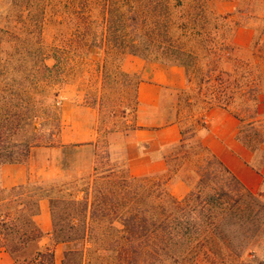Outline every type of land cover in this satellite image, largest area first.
Wrapping results in <instances>:
<instances>
[{"label": "trees", "instance_id": "obj_1", "mask_svg": "<svg viewBox=\"0 0 264 264\" xmlns=\"http://www.w3.org/2000/svg\"><path fill=\"white\" fill-rule=\"evenodd\" d=\"M184 6V0H105L101 7L103 36L101 40H87V47L105 49L106 81L136 78L138 86L139 76L127 74L121 67L128 54L144 60L156 54L162 63L185 68L188 87L193 76L200 77L199 83L212 86L206 110L221 108L238 119L236 139L255 159L264 146V118L258 111L262 91L258 66H239L237 62L230 82V71L221 65L235 58V47L213 39L201 57L196 48L201 37L197 18L191 20L183 15ZM200 7L204 17L208 16L204 25H214L216 30L226 27L213 11L203 12L207 5ZM74 27L76 32L82 30L79 22ZM91 27L88 23L87 33ZM263 32L264 29L254 42V48L263 50L260 60L264 57ZM59 59L56 56V70L61 65ZM44 69L52 70L48 66ZM192 100L188 98V104ZM30 112L23 108L12 118L0 113V169L6 164L26 163L34 147L60 146V111L56 110V129L48 133L44 132L46 118L32 117ZM191 117L187 116L184 123L173 121L180 126L182 137L168 147L172 154L164 152L167 166L173 163L174 170L198 161L197 182L190 185L185 198L178 200L170 193V177L133 176L127 164L113 163L106 142L108 165L84 184L82 196L79 191L70 197L63 194L67 183L61 184L57 192L55 187L41 183L10 189L0 184V250H5L16 264H55L52 246L78 242L82 248L65 251L62 264H228L234 259L245 263L249 250L246 228L252 223L253 233L258 232L255 219L260 213L254 212L247 201L258 199L260 192H251L204 144L209 126L203 118L195 122ZM36 120L41 127L36 128ZM99 141L98 137L95 146ZM250 165L261 173L264 159L261 165L254 160ZM43 199L50 205L52 246L40 249L38 243L45 234L35 218ZM104 223L107 228L93 226ZM234 228L236 233L232 232Z\"/></svg>", "mask_w": 264, "mask_h": 264}, {"label": "rangeland", "instance_id": "obj_2", "mask_svg": "<svg viewBox=\"0 0 264 264\" xmlns=\"http://www.w3.org/2000/svg\"><path fill=\"white\" fill-rule=\"evenodd\" d=\"M74 2V0H0V113L4 115L7 113L10 115L9 118H12L22 112L23 108H29L30 116L46 118L47 122L43 120L46 124L44 132L48 133L56 129V110L62 114L65 103L74 108L88 107L98 110L99 145L84 149L66 148L61 161L62 174L41 183L55 187V192L61 184L67 183V191L63 194L68 197L82 191L89 179L96 178V171L101 173L106 168L108 165L105 160L106 142L112 162L127 164L125 136L128 131L136 128L137 111V79L118 78L106 81L103 77L105 49L87 47L89 44L87 40H93L95 37L101 40L103 36L101 7L105 0H77L75 4ZM233 2L236 3L234 11L227 12L224 5ZM184 3L182 14L191 20L197 18L201 37L196 48L201 57L205 53L204 47L213 39L232 43L234 31L252 17L248 13V9L252 6L250 0H200L199 2L184 0ZM202 4L208 6L203 10L204 13L213 11L224 21L226 27L223 30H216L214 25L207 27L206 22L204 25L208 16L204 17L200 11ZM219 6L222 8L219 9ZM77 22L82 25V30L79 32L74 30V24ZM88 23H91L92 27L91 32L87 33L85 28ZM206 40L208 43L205 42ZM234 47L235 58L221 65L222 68L230 71V82L234 80L237 62L239 66L242 63L258 66L257 61H260L263 55L260 47L252 51ZM56 56L61 59L58 70L54 68L57 64ZM146 61L164 68L172 67L167 65L166 61L162 63L156 54ZM44 66L52 70L46 71ZM199 78L193 76L191 84L184 89V92L175 88L164 90L162 112L165 123L178 120L184 123L188 121L187 116H192L191 120L196 122L208 112L206 103L209 102L212 86L205 82L199 83ZM139 79L141 80L140 77ZM188 98L193 99L192 104H188ZM56 102H60L61 105L58 106ZM81 113L79 120H83L87 115L84 111ZM62 119L63 126L64 123L68 124V119ZM38 127H41V122L36 120V128ZM78 133V128H74L65 136H78ZM82 138L78 137L80 140ZM164 152L170 155L173 151L171 148H166ZM263 159L264 146L253 160L255 164L261 165ZM197 162L177 170H174V164L171 163L167 166L165 174L155 177L183 178L188 184L193 185L198 179L195 172ZM259 192L258 199L247 201V205L251 206L254 212L260 213L255 219L258 232L253 233L252 223L246 228L245 242L249 248L245 256L246 262L242 263L234 259L228 264L264 262V184ZM78 195L82 196V193ZM93 226L107 228L108 225L104 223ZM234 230L236 228L232 230L236 233ZM50 246H52L51 238L46 234L38 243V248L45 249ZM81 248V242L52 246L55 264H62L65 251ZM8 260L9 264H16L11 256ZM249 260L254 262L251 263Z\"/></svg>", "mask_w": 264, "mask_h": 264}, {"label": "crops", "instance_id": "obj_3", "mask_svg": "<svg viewBox=\"0 0 264 264\" xmlns=\"http://www.w3.org/2000/svg\"><path fill=\"white\" fill-rule=\"evenodd\" d=\"M250 3L252 6L248 9V13L252 17L234 31L232 43L238 48L252 51L256 50L254 48L256 37L264 29V0H250ZM224 6L225 10L230 12L234 11L236 3ZM221 8L219 6V9ZM260 26L262 28L258 31ZM261 41L264 43V32ZM257 64L262 78V91L259 95L258 106L259 114L262 117L264 115V57L257 61ZM121 67L125 73L138 75L141 78L137 86L136 128L128 131L125 136V154L129 171L133 176L163 175L167 172L164 150L177 144L182 136L181 128L177 123L164 122L162 95L164 90L169 88L178 90L188 88L186 70L180 66L164 68L129 54L124 56ZM81 111L87 113L83 120H79ZM97 113V109L74 108L65 103L62 111L63 116L61 114L60 146L34 147L26 163L3 165L0 169L1 186L10 189L28 183H42L59 177L63 171L61 161L66 148L77 146L75 148L84 149L92 145L95 146L99 137ZM62 118L68 119V124L64 123L63 126ZM203 119L209 126V132L203 138L204 144L231 169L251 192L258 193L264 184V168L259 173L251 167L254 154L236 139L238 119L221 108L208 110ZM74 128H78V136H65ZM78 137L83 138L80 140ZM167 187L178 200L185 198L191 189L186 180L177 177L172 178ZM35 221L44 234L50 236L52 218L48 200L40 201V214L36 216ZM8 257L10 255L5 250H0V264H9Z\"/></svg>", "mask_w": 264, "mask_h": 264}]
</instances>
